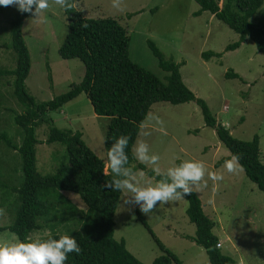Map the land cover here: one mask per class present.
I'll return each instance as SVG.
<instances>
[{
	"label": "rangeland",
	"instance_id": "374dc122",
	"mask_svg": "<svg viewBox=\"0 0 264 264\" xmlns=\"http://www.w3.org/2000/svg\"><path fill=\"white\" fill-rule=\"evenodd\" d=\"M218 1L222 6L223 0ZM73 4L83 16L118 20L130 38V58L163 83L167 82L169 72L160 67L149 42L152 41L166 59L180 64L185 84L207 103L212 114L234 137L252 140L258 136L260 159L264 163V54L251 38L237 49L225 50L239 40V34L207 10L195 15L200 10L195 0H118L117 7L113 6V0H73ZM263 10L264 0L251 21L257 22ZM18 12L15 6H0L1 72L16 67L10 26ZM68 18L65 8L49 0L48 9L38 17L30 13L24 20L22 33L31 59L25 84L37 102L52 100L84 77L85 65L80 59H66L59 54L68 32ZM208 51L221 55L205 60L202 53ZM228 71L238 76L228 78L225 76ZM1 72L0 242H8L19 240L8 227L16 220L20 207L19 194L14 188L22 184L23 172L21 154L8 146L6 138L20 146L23 130L16 125L14 115L24 109L13 95L14 76ZM49 116L53 123H40L36 129L40 141L36 144L37 168L42 175L54 173L66 155L64 145L44 142L52 126L81 131L86 144L107 162L105 135L109 117L97 115L85 93L68 101L61 109L50 111ZM155 117L161 121L160 125L156 124ZM143 124L150 134L137 136V139L144 140L150 151L159 155L156 166L161 174L182 159L204 163L205 174L193 190L199 195L204 212L215 222L213 232L219 238L221 252L242 264H264V191L247 177L237 160L231 173L222 167L227 160L224 158H231L230 151L215 130L205 124L200 106L195 101L178 104L158 101L151 105ZM161 126L166 134L154 130ZM137 163L140 162L135 160L130 167ZM146 167L152 169L153 166ZM135 171L140 183L156 180L141 169ZM209 171L223 176L215 191L208 179ZM55 195L61 202L71 201L72 209L63 215L52 213L47 220L39 219L43 226L33 230L30 238L43 239L52 230L63 234L82 231L80 217L88 209L84 201L69 191ZM127 199L128 194L121 193L114 215V237L124 240L127 249L142 263L152 264L163 252L139 215L183 264H211L206 250L193 240L196 225L189 220L188 202L184 197L162 204L157 201L158 207L154 205L149 214L141 213L138 204L125 203ZM61 202L58 207H63Z\"/></svg>",
	"mask_w": 264,
	"mask_h": 264
},
{
	"label": "trees",
	"instance_id": "16d2710c",
	"mask_svg": "<svg viewBox=\"0 0 264 264\" xmlns=\"http://www.w3.org/2000/svg\"><path fill=\"white\" fill-rule=\"evenodd\" d=\"M195 1L200 5L195 15L207 10L239 34V40L229 44L225 50L237 49L247 38H251L258 51L264 54V10L257 22L251 21L261 10L263 0H223L222 6L218 0ZM67 3L71 5L65 7L69 15L68 32L59 47V54L66 59H80L85 65V74L80 83L72 84L67 92L52 100L37 102L26 88L25 80L30 72L31 59L22 27L30 12H18L10 26L16 67L3 72L14 76L13 95L24 111L14 115L16 125L23 130L20 146L6 138L8 146L19 150L23 172L22 184L14 188L19 194L20 207L16 220L8 228L20 241L43 226L39 219L47 220L52 213L63 215L72 209L71 201L64 199L61 202L55 195L69 191L78 194L88 209L80 217L82 231L66 234L76 240L80 252L68 253L64 264H144L127 249L124 240L114 237V215L121 192L104 187L105 181L111 178L110 169L108 175H104L106 163L86 144L81 131L52 126L44 142L64 145L66 155L52 174L42 175L37 168L36 144L40 142L36 137L37 127L40 123H53L49 112L61 109L81 93L86 94L97 115L109 117L105 135L106 152L115 137L126 135L129 138L125 149L129 166L135 161L131 149L137 139L139 126L146 119L153 103L195 101L201 108L205 124L215 130L219 140L229 149L230 156L237 157L247 177L264 191V163L260 159L257 135L252 140L234 137L212 114L207 103L185 84L179 70L180 64L166 59L152 41L149 46L158 58L160 67L169 72L166 83L130 58V38L118 20L112 17L89 18L76 10L73 0H67ZM220 55L213 51L202 53L205 60ZM225 76L237 77L238 74L228 71ZM131 168L134 171L141 169L154 177L151 169L142 163ZM155 179H160V176ZM184 198L188 202L186 212L189 220L196 225L193 240L206 250L211 264H238L239 260L221 252L219 238L213 232L215 222L204 212L197 192L193 190ZM58 202L63 207H58ZM138 218L163 252L152 264H183L155 236L145 218L140 215ZM59 235L64 234L52 230L43 239L57 238Z\"/></svg>",
	"mask_w": 264,
	"mask_h": 264
},
{
	"label": "clouds",
	"instance_id": "9594fccd",
	"mask_svg": "<svg viewBox=\"0 0 264 264\" xmlns=\"http://www.w3.org/2000/svg\"><path fill=\"white\" fill-rule=\"evenodd\" d=\"M61 8L70 7L67 0H55ZM15 6L22 13L30 12L36 17L49 8V0H0V6ZM113 6H118V0H113ZM157 125L161 124L158 117H155ZM162 134H166L161 126L158 129ZM150 133L144 130L141 123L138 136H147ZM129 138L126 135H119L112 141L106 152V168L104 175H108L110 169L111 178L106 180L104 187L113 191L127 193L128 199L125 203L138 204L141 213L149 214L154 205L180 199L193 191L198 186L205 174V166L202 161L196 159H182L178 164L169 167L164 175H161L157 162L159 155L151 152L149 145L137 139L131 149L132 157L136 161L152 165L153 179L160 176L155 182L147 181L140 183L137 180V172L129 166V156L125 149L128 147ZM237 157L233 156L223 162L222 167L231 173ZM141 176L143 172L139 173ZM208 179L212 181L213 191L217 182L223 180V176L209 171ZM142 202V203H141ZM209 203H212L209 200ZM70 252H80L76 240L70 235H59L57 238L32 239L25 236L22 241L0 242V264H64L67 254ZM238 264L242 262L238 261Z\"/></svg>",
	"mask_w": 264,
	"mask_h": 264
},
{
	"label": "built area",
	"instance_id": "2783aa9c",
	"mask_svg": "<svg viewBox=\"0 0 264 264\" xmlns=\"http://www.w3.org/2000/svg\"><path fill=\"white\" fill-rule=\"evenodd\" d=\"M219 245H220V243H219Z\"/></svg>",
	"mask_w": 264,
	"mask_h": 264
}]
</instances>
